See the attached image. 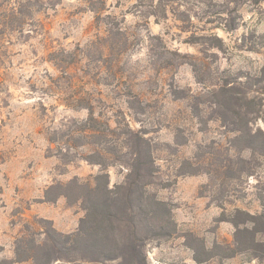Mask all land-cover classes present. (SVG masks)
Returning <instances> with one entry per match:
<instances>
[{
	"label": "rangeland",
	"instance_id": "obj_1",
	"mask_svg": "<svg viewBox=\"0 0 264 264\" xmlns=\"http://www.w3.org/2000/svg\"><path fill=\"white\" fill-rule=\"evenodd\" d=\"M17 2L0 0V264L18 262L23 234L79 228L82 202L46 191L92 181L101 167L84 134L123 119L152 140L146 189L174 231L149 239V262L264 264V148L243 149L221 115L236 109L264 135V0ZM227 81L244 105L227 99L221 113L213 90ZM108 171L111 186L125 180L120 164Z\"/></svg>",
	"mask_w": 264,
	"mask_h": 264
},
{
	"label": "trees",
	"instance_id": "obj_2",
	"mask_svg": "<svg viewBox=\"0 0 264 264\" xmlns=\"http://www.w3.org/2000/svg\"><path fill=\"white\" fill-rule=\"evenodd\" d=\"M30 2L32 0H18L17 4L25 7L30 6ZM213 37L220 41L219 36ZM209 45L219 47L214 43ZM193 65L196 67L195 63ZM234 85L227 81L219 89L213 90L214 96L220 97L216 98V102L221 107V113L227 99L237 100L239 103L244 99L237 97ZM230 114L229 110L227 116ZM221 115L224 123L234 125L233 130L238 133L234 141L245 143L243 149L257 152L259 147L264 148V140L263 146L258 144L264 135L260 137L258 133L244 128L242 112L234 109L230 119L225 114ZM85 121L90 124L89 122L98 119L91 111L90 117ZM116 124L112 128L107 123V134L89 126L93 131L84 134V137L94 135L97 144L85 158L101 167L92 181L82 182L75 177L66 184L52 185L46 191L48 201H56L60 196H65L70 202H82L86 213L80 220L79 228L75 232L63 233L51 225L45 232L23 234L16 239L15 261L33 260L35 264H151L146 250L149 239L160 235L171 236L174 232L169 226V219L163 216L168 211L167 202L146 189L154 182L157 174L154 147L143 130L132 128L124 119L116 120ZM85 144L86 142L81 145ZM239 160L248 162L243 157ZM114 163L125 167L127 174L122 183L111 186L108 168ZM237 170L239 173L246 172L247 168L242 165ZM188 172L196 174L198 168ZM237 174L238 172H233L227 177H238ZM245 230L252 233L249 228ZM42 235L45 238L40 241L38 236Z\"/></svg>",
	"mask_w": 264,
	"mask_h": 264
},
{
	"label": "crops",
	"instance_id": "obj_3",
	"mask_svg": "<svg viewBox=\"0 0 264 264\" xmlns=\"http://www.w3.org/2000/svg\"><path fill=\"white\" fill-rule=\"evenodd\" d=\"M59 229L61 230V231H67V229L65 228V226H59ZM192 262H198V263H201L200 261H198V260H196V259H193L192 260ZM12 264H25V263H23V262H14V263H12Z\"/></svg>",
	"mask_w": 264,
	"mask_h": 264
}]
</instances>
